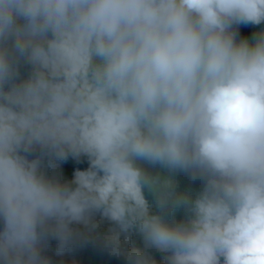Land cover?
<instances>
[{"label": "clouds", "instance_id": "9594fccd", "mask_svg": "<svg viewBox=\"0 0 264 264\" xmlns=\"http://www.w3.org/2000/svg\"><path fill=\"white\" fill-rule=\"evenodd\" d=\"M262 23L264 0H0V264H53L97 215L127 264H264V28L238 38Z\"/></svg>", "mask_w": 264, "mask_h": 264}, {"label": "trees", "instance_id": "16d2710c", "mask_svg": "<svg viewBox=\"0 0 264 264\" xmlns=\"http://www.w3.org/2000/svg\"><path fill=\"white\" fill-rule=\"evenodd\" d=\"M264 28V23L259 26L252 24H241L238 27V38L245 36L251 38L260 29ZM27 72V67L22 68V73ZM43 167L49 175H59L63 180H71L77 169L85 170L89 167V161L86 156L79 158L69 157L66 160H56L54 158L44 156L42 160ZM181 185H191L194 188L201 187L199 180L192 181L187 175L180 174ZM152 200V197L149 196ZM177 217H182V212L177 213ZM97 228L94 232L87 233L82 225H77L78 230H85L83 237L78 236L65 248L63 252H58L59 242L54 238H49L45 254L49 256L53 264H127L126 258L123 256H115L110 253L104 243V235L107 233L110 223L101 219L99 215L96 217ZM123 239V237H122ZM129 248L142 246V241L137 235L131 237V241L126 245ZM160 257L161 254L157 253Z\"/></svg>", "mask_w": 264, "mask_h": 264}, {"label": "rangeland", "instance_id": "374dc122", "mask_svg": "<svg viewBox=\"0 0 264 264\" xmlns=\"http://www.w3.org/2000/svg\"><path fill=\"white\" fill-rule=\"evenodd\" d=\"M79 231H81V232H85V230H83V229H80ZM81 237H83V236H81Z\"/></svg>", "mask_w": 264, "mask_h": 264}, {"label": "water", "instance_id": "95a60500", "mask_svg": "<svg viewBox=\"0 0 264 264\" xmlns=\"http://www.w3.org/2000/svg\"><path fill=\"white\" fill-rule=\"evenodd\" d=\"M37 155L39 154V152L37 151V153H36ZM32 158H34V157H32Z\"/></svg>", "mask_w": 264, "mask_h": 264}]
</instances>
